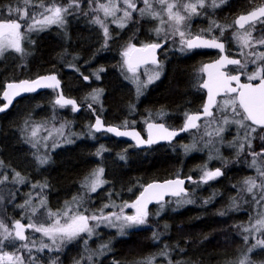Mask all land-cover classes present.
<instances>
[{
    "label": "trees",
    "instance_id": "1",
    "mask_svg": "<svg viewBox=\"0 0 264 264\" xmlns=\"http://www.w3.org/2000/svg\"><path fill=\"white\" fill-rule=\"evenodd\" d=\"M238 1L229 0L228 4ZM31 2L36 4L39 0H31ZM44 2L47 3L48 0ZM58 2L63 5L67 4L68 0H58ZM8 4L12 7H24L22 0H0V14L7 15L3 12V6ZM88 5L89 0H82L79 11L70 10L72 14L66 16V23L63 26L51 25L42 31L28 33L22 40V48L29 52L24 51L23 56L11 50L5 52L0 57V91L6 82L35 78L55 72L63 81V88L67 94L75 97L82 104L92 103L95 112L104 116L107 122L118 126L125 120L129 122V126H143L146 120L153 118L152 110L156 107L155 103H161V97L165 92L171 96L162 104H167L171 108L170 112L173 116L185 117V113L195 109L193 108L197 102L194 92V72L197 70L195 51L182 53L179 43L169 38L161 51L159 63L163 66L162 71L169 72L171 85L165 84V88L162 87L163 89L152 93L151 84H148L138 96L137 84L132 79L126 78L131 77L132 74L127 71L126 66L122 67L124 59L121 51L129 41H132L134 45L160 42L150 30L157 20L148 17L140 18L139 14L134 12L133 21L129 22L131 27L120 28L117 24L111 23L112 18H108L110 38L107 46L102 48L105 37L99 25L92 23L96 13L92 12ZM143 6L142 3H138V7ZM153 6L159 8L156 4ZM92 7H95V3ZM28 11L31 14L32 8L29 7ZM84 12L88 15L82 14ZM100 15L103 17L102 14ZM201 17L205 21V29L209 28L210 21L219 22L218 19L223 23L228 21L223 16L222 19L216 11L206 5L201 15L192 18L193 25L190 31L193 35L201 30L197 27L201 24ZM146 67L158 69L157 65ZM100 68L104 71L99 72L100 78L97 79L94 73ZM83 76H88L89 79L84 80ZM141 76L143 78L140 80L145 81L148 78L147 74ZM93 89L103 90L99 103L85 99ZM54 97L55 93L52 91L27 95L18 99L10 110L0 114V150L7 146L6 141L11 139L9 135L12 134L14 137L11 148L20 158H7L0 154V161L3 162L0 173L7 174L11 181L13 170L23 171L22 174L29 182L35 173L39 175L40 171L43 172V182L48 185L43 192L48 198L47 207L51 210L61 208L65 201L76 196L82 197V209L83 207L88 209V212H85L86 215L97 212L102 206L94 205L92 194L85 191L82 184L84 178L99 166L104 167L107 181L102 191L107 190L110 194L108 202L115 205L120 204L121 201L130 200L146 183L153 180L191 176L192 181H196V183H189V186L193 185L190 198L194 201L193 203L176 204L172 199H179V197H170L164 201L168 203V206L162 210L166 217L173 220L172 224L170 222L173 225L172 229L170 226L164 227L165 224L159 223L152 217L147 226L126 230L125 235H118L115 231H111L99 240L101 243L108 242L106 243L108 251L97 258L93 264H133L149 256L156 257L155 264H168L169 259L173 264L176 262L180 264L232 263V256L237 253L236 251L243 243L236 230H234V237L229 238L228 223L236 226L242 216L238 213L236 217L231 216L232 214L219 217L216 212L222 211L230 204L229 201L234 198L232 194L235 193L237 196L240 193L237 187L243 183L246 176V172L241 167H235V163L230 166L229 162L226 165L222 162L218 163V166H223L225 169L224 180H219L217 182L219 185L214 188H205V185L202 186L199 182L201 169L203 166L209 167L215 159L209 156L199 158L198 153H186L183 150L184 146L179 143L167 145V149L155 147L150 153L138 151L136 155L124 158L122 161L118 158L119 153L115 148H104L106 145H103L101 134L94 133L92 137L89 133L88 126L94 119L92 111L86 110L80 114H72L69 117L71 120L63 123L62 120L68 117L59 112L60 107L53 105ZM2 104L3 101L0 98V105ZM133 105L134 111L130 107ZM41 112L42 115H40ZM44 119L53 120L50 123L55 122L58 128L65 125L62 138L58 140L59 148L51 154L47 153L49 161L46 167L39 165L36 161L35 157L38 154L36 146L41 143L38 141L39 138L32 137L29 132L30 125ZM132 121H135V124H132ZM169 124L175 127L173 123ZM113 140L119 142L118 139ZM33 143L36 144L35 147ZM53 143L54 140L47 142L51 147ZM101 146L104 150L102 155L97 156L96 152ZM223 146L219 147L217 154L227 160H234L236 154L227 150L226 145L223 144ZM224 151L228 153L224 155ZM236 160L240 161V159ZM230 171L232 173L228 174ZM222 183L225 184L222 185ZM10 184L7 186L12 192L18 190L17 185ZM229 187L235 189L234 193L228 191ZM237 192L239 193L236 195ZM15 194V199L10 201L7 192L5 193L3 207L0 210V219H4L8 224L12 219L19 217L20 213L21 216L24 215V210L15 207L22 204L19 199L23 202L28 199L23 193L19 196L17 192ZM127 194L130 196H126ZM212 196L216 197L213 199L216 201L213 204L208 199ZM16 200L17 204H13ZM205 201L208 202L205 203ZM157 205L154 208L159 207ZM242 206L249 215L253 211L252 205L242 204ZM14 210L16 214L13 213ZM114 211L119 212L120 207ZM9 227H11L10 224ZM216 230L223 240L220 241L217 238V233H214ZM153 232L160 234L158 240L152 238ZM227 238H229L228 242ZM165 246L169 251L168 260L158 255ZM12 248L7 242L5 243V249ZM186 252L188 256H185ZM54 253L52 256L55 257L57 264H75L81 257L85 258L83 264L89 263L86 259L88 252H83L73 244L69 249L62 248L61 251ZM263 258L264 250H259L256 259ZM36 263L44 264V262H33V264Z\"/></svg>",
    "mask_w": 264,
    "mask_h": 264
},
{
    "label": "snow or ice",
    "instance_id": "2",
    "mask_svg": "<svg viewBox=\"0 0 264 264\" xmlns=\"http://www.w3.org/2000/svg\"><path fill=\"white\" fill-rule=\"evenodd\" d=\"M22 3L24 7H12L11 4L3 6V12L7 15L0 14V57L10 50L23 56L24 49L21 46V41L28 33L42 31L51 25L63 26L66 23V16L72 14L70 10L79 11L82 0H68V3L63 5L58 0H48L47 3L44 0H39V3L36 4H33L31 0H22ZM93 3H95V7H92ZM138 3H142L144 6L138 7ZM224 3H226V0H105V2H101V0H89L88 6L90 10L96 13L92 23L100 26L105 37L102 48L107 46L108 39L110 38L108 24L106 23L109 17L112 18L111 23L117 24L120 28H124L128 22L133 21L134 12L138 13L140 18L148 17L159 21V26L153 31L157 37L161 38V43L143 44L140 48L129 44L122 54L125 58L122 67L126 66L127 71L132 73L131 77L126 78L132 79L137 84L136 91L138 96L142 94V90L148 84L159 79L161 75L163 66L157 61L155 52L157 49L162 48L163 44L167 43L169 33L173 37H180V51L182 53L201 48L218 49L223 53L225 45L221 42L220 38L224 36V32L227 29L231 28L232 34L230 38L239 45V55L241 57V59H234L227 55H221L215 62L202 66L200 71L207 74V80L200 87L207 89V101L202 106L200 112L193 114L185 113V123L178 131L169 130L163 123L145 121L148 135V138L145 140L134 129L121 130V128H129L127 120L123 121L120 126L106 127L99 116H97L95 123L88 126L89 133L94 136L96 132L106 131L119 137H133L137 145H152L160 140L171 141L179 132L200 127L197 122L202 117L206 122L208 118H212L215 121L213 108H216L221 113V116L217 127L214 129L215 135L223 140L222 133H224L229 125L234 124L237 126L238 131L236 137L229 142V147L236 149L237 156L245 151V145L251 149L252 140L255 138L253 134L258 129L264 130V51H260L258 48V46H264V32H261L256 37L253 36L256 25H264V4L255 7L246 14L239 15L230 25H221L215 21H210L208 29H201L195 35L191 33L190 21L193 16L201 15L206 5L215 9ZM154 4L159 6V11L154 8ZM29 7L32 8L31 14L28 11ZM100 13L103 14V19ZM118 13H122V15L118 16ZM82 14L88 15L87 12ZM164 25L168 26L167 29H165ZM22 28L24 29L23 32L21 31ZM215 29H219L220 37L212 36L211 39L206 38ZM133 51L145 53L146 56L133 58L130 55ZM149 58L154 65H157L159 70L149 75L147 80L140 81L138 76H136L137 70L140 64L147 63ZM249 64L254 66L251 73L248 72ZM228 65L235 66V71L238 74L232 75L224 71L223 69H226ZM102 71L104 69L100 68L94 73L97 79L100 78L99 72ZM241 74L245 76L248 81L247 83H241ZM83 79L88 80L89 77L83 76ZM255 80L259 82L252 83ZM233 83H235V86H233ZM41 88L57 90L56 99L53 101L54 106L61 108L71 106L73 111L79 110L76 100L66 98L63 92L59 90L60 81L57 76L49 74L37 76L34 80L7 83L6 87L0 92V98L6 101L0 105V112L5 111L12 104L14 98L20 96L22 93L35 92ZM102 92V89H93L85 99L99 103ZM221 94L223 96L218 101L217 97L221 96ZM87 107L92 109V103H88ZM130 107L132 111L135 110L134 105ZM156 115L162 118L166 113L161 110ZM131 123L135 124V121ZM41 127L42 125L33 126L31 136L36 137ZM64 127L65 125H61V128L57 131L62 132ZM206 135L212 136L213 133L206 132ZM259 139L264 140V135H260ZM208 143H211V141ZM35 146V143H33V147ZM56 146V143L52 144L53 148ZM193 148H195V144L184 146L185 152ZM103 150V146H101L97 150L96 155H102ZM251 155L253 159L250 166L256 168L257 176L245 178L242 191L252 194L253 201L256 204H261L264 201V167L258 165L257 158L264 156V146L261 147L260 152H251ZM35 158L39 165L47 164L49 159L48 156H36ZM120 158L124 159L125 157L121 155ZM0 166H3L2 161H0ZM103 174L104 169L102 167L93 169L84 178L82 187L85 191L89 193L96 192L98 188L107 183L103 179ZM222 175L223 172L220 168L209 170L207 166H203L199 182L207 183ZM187 179L196 183V181H192L191 176L187 177ZM9 182L14 185H21L28 181L24 175L15 170H13L11 181H9L7 174L0 173V185H5ZM184 183L185 181L177 176L176 179L165 181L163 184H149L135 201L131 204L125 202L120 207L119 212L105 214L104 209L109 207V205L105 204L97 212L89 215H85L88 209H82V197L76 196L71 201H65L62 209L53 212L47 207V197L42 194V190L48 187L47 183H33L31 184L32 189H41V191L36 192V197L39 198L37 203H32V194L28 193V199H25L22 204L15 205V207L24 210V215L20 219L12 220L11 227H9L8 223H5L4 219H0V264H33L36 261V257L32 255L33 249H36L38 252H44L45 249L59 252L66 243L77 239L81 234H87L91 237L95 229L101 224L117 228L120 235H125L126 229L148 223V204L152 203L153 200L160 203L168 192H171L176 197L187 195V190L183 187ZM0 191H6L10 201L15 199V193L10 189H0ZM257 196H259V199L256 198ZM4 199V195H0V210H2ZM232 200L233 202L229 207H237L235 198H232ZM182 202L193 203L194 201L191 199L185 201L178 200L177 204ZM207 202L205 201V203ZM124 207L133 208L135 212L132 215H127L123 211ZM162 209L163 204H161ZM38 213L39 216L37 215ZM220 214L223 215L224 213ZM25 217L28 220L27 223L22 222ZM259 217L249 227H245L244 232L257 233L261 238L256 239L248 247L247 253L236 261L235 264H253L249 254L254 249H264V213H260ZM90 221L95 223L90 224ZM28 230H31L33 233H40L42 238L49 240V243H44L43 239H41L39 245H37L36 240L26 235ZM159 235V233L153 232L152 238L158 240ZM243 239L247 242L249 236L245 235ZM6 242L13 247L14 250L12 252L5 249ZM85 244H87V241H85ZM107 247V245H101V251ZM85 250L88 251L87 249ZM158 255L169 256L167 246ZM86 259L87 261H91L93 256L89 254ZM155 259V256H149L137 260L133 264H155ZM84 260L85 258L81 257L75 264H83ZM50 264H57V261L52 260ZM168 264H173L171 259H169ZM176 264H180V262H176Z\"/></svg>",
    "mask_w": 264,
    "mask_h": 264
},
{
    "label": "flooded vegetation",
    "instance_id": "3",
    "mask_svg": "<svg viewBox=\"0 0 264 264\" xmlns=\"http://www.w3.org/2000/svg\"><path fill=\"white\" fill-rule=\"evenodd\" d=\"M228 1L229 0H226V3L220 5L218 8L213 9L214 11H216V13L219 16H221V18L223 16V18L228 19V21L225 22V23H223V21H221L220 19H218L219 22H216L218 24H221V25H230V24H232V22L239 15L246 14L247 12L253 10L255 7H259L260 5L264 4V0H239L238 2H232V3H229V4H228ZM200 23H201L200 26L197 25V27L199 29L206 30L204 28L205 27L204 26L205 21H204L203 17H201V22ZM261 32H264V25L257 24L255 30L253 31V36L256 37V36L260 35ZM231 34H232V29L229 28V29H227L224 32V36L220 38L221 41L224 42L225 52H226V54L229 57L241 59V57L239 55V45H237L230 38L231 37ZM212 36L220 37L219 29H215L212 33L208 34L206 38L211 39ZM154 43H159V42H154ZM165 44H163V47L160 50V58H161V51L164 49ZM258 48H259L260 51H264V46H258ZM192 51H195V53H196V61H197L196 62L197 63V70L194 72V75H195V80H194L195 89H194V92H195V95H196V98L195 99L197 100V102H196L195 107H193L195 109L194 110H191L189 112V114H192V113H195V112H200L202 110V106L206 102V98H207L206 90L203 89L202 87H200V85L205 81V78H206V74L205 73H202L200 71L201 68H202V66L204 64L209 63V62L215 61L222 54L218 49H209V48L194 49ZM150 65H154V64H150ZM146 66H148V65H146ZM146 66H142V67L138 68V70L139 69H142V68H144ZM253 67H254L253 65L249 64V66H248V72L249 73L252 72ZM224 71H227V72H229V74H232V75L238 74L235 71V66H233V65H228L227 68L224 69ZM142 75H144V73ZM142 78H143V76H141V79ZM241 82H248L246 80L245 76L242 75V74H241ZM258 82H259L258 80L252 81V83H258ZM62 83H63V81H62ZM169 83H170V80H169V72L162 71L159 79H156L152 83H150L151 84V88H150L151 89V92L152 93H155L157 90L158 91L161 90L162 87L165 88L166 87L165 84L171 85V83L170 84ZM158 84H159V86H158ZM233 86H235V83H233ZM4 87H5V85H4ZM165 90H167V89H165ZM47 91H52V92L55 93V97H54V100H55L56 99V96H57V91L54 90V89H46V90H43V91L38 92V93H35V94H40V93L47 92ZM63 91H64V94L65 95H67L69 97H72V98H75V97L70 96L69 94H67L66 91L64 90V88H63ZM30 95H33V94H30ZM170 96L171 95H169V93H167V92L163 93V95L161 97L162 100H160L161 103H159V104L158 103H155V106L156 107H154L153 110H152V114H153L152 117L153 118L152 119H148L146 121H148V122H150V121L162 122L166 126H168L170 128H174V129H177V128H180V127L183 126V124L185 123V117L183 115H179L177 117L176 116H173L172 115V112H170L171 108L169 106H167V104L166 105L165 104H162V102L163 101H166L167 99H169ZM222 96L223 95L219 96L218 101L222 98ZM77 101H78L79 104H81V105L84 106V108L79 113H75L72 110L71 106L64 107V108H61L60 107L61 110H59V112L63 113L62 115H66L68 117V118H65V120H62L63 123L69 122L71 120L69 117L72 114H80L81 112H84L86 110L92 111L93 116H94L95 110L93 111L92 109H89L87 107V104L88 103L87 104H82V103H80L79 100H77ZM153 101H155V100H153ZM161 110L166 113V115L163 116L162 118L161 117H158L156 115V113L159 112V111H161ZM95 113L98 114L97 112H95ZM213 114H214V117H215V121H213L212 118H208V120L206 122L205 119L202 118L200 120V122H199L200 127L183 133L182 135H180L179 137H177L174 142H172V143H158V144H155V145L146 147V148H139L134 142H132L130 140H127L125 138H117V137H114V136L110 135L107 132H96V133L102 135L103 142H104L103 145H106V147L104 146L105 149H108V148L111 147V148H115L118 151V153H119L118 158L119 159H121L120 158L121 155H123L125 158H130V156L136 155V153L138 151L139 152H142V153L143 152L150 153L155 147H164L165 149H167V147H166L167 145H171V144H174V143H179V144H182L183 146L195 144V148H193V150L192 151H189V152H191V153L192 152L193 153H198L199 154V158H206L208 156L212 158V157H214L215 154H217L219 152L218 149H219L221 143H225V142L232 141L236 137L237 131H238L236 125H234V124L229 125L225 129L224 133H222L223 140H221V138L220 137H217L215 135V133H214V129L217 127V123L219 122V118L221 116V113L218 112L216 108H214L213 109ZM98 115H100V114H98ZM102 117L104 118L106 124L116 125L114 123L107 122L106 119H105V117L104 116H102ZM93 122H94V119H93ZM93 122H92V124H93ZM170 122L173 123L175 125V127H172L169 124ZM116 126H118V125H116ZM129 127H136V128H138L139 131L142 133V135L144 137H146V131H145L146 122H145V124L143 126L142 125L141 126L139 125V126H129ZM206 132L213 133V135L212 136H208V135H206ZM241 134H242V130H241ZM256 134H257L256 136L253 134L254 137H255L254 140L256 139V137L259 138L260 135H264V130L258 129L257 132H256ZM113 139H118L119 142L117 140H113ZM209 141H211V143H208ZM256 141H257V139H256ZM261 141H262L261 144H259V143L255 144L256 143L255 142L254 143L255 145L252 146L251 149H249L248 146L245 145V151L240 154L241 157H247V158L253 159V157L251 155V152H260L261 147L264 146V140H261ZM252 145H253V140H252ZM233 149H235V148H233ZM231 152L235 154L236 153V150H235V152H233V151H231ZM227 153L228 152L224 151V155L227 154ZM258 159H260L261 163L264 164L263 156L258 157ZM121 160L123 161V159H121ZM217 164H218L217 162H213L207 168L209 170H215L216 168H220L222 170V172H223V175L220 176V177H217L214 180H210L207 183L201 182V185L202 186L205 185V188H207V187L214 188L217 185H219V183H217L219 180H224V178H225V171L224 170L225 169H224L223 166L221 167V166H218ZM233 169H234V167H233ZM21 172L23 173V171H21ZM231 173H232V171H230L228 174H231ZM190 182L191 181H188V185H187L188 191H187V194L190 191L192 192L193 185H190L189 186V183ZM223 184H225V183H222V185ZM102 188L103 187L98 188L96 192H92L91 194L92 195H95L98 191H102ZM228 191H230L231 193H234L233 191H235V189L229 187V190ZM221 194H222V192H221ZM232 195L235 196V193L232 194ZM209 201L212 204L216 202L215 200H209ZM155 205H153V206H151L149 208V210H148L149 213L151 212V210L154 208ZM228 214H232L231 216L236 217V214L235 213H228ZM247 215H249V214L247 213ZM228 216H230V215H228ZM231 219H233V218H231ZM231 219H229V220L231 221ZM228 224H229V226L227 228V234L229 236H231V237H234V230L236 229V226L234 224H232V223H228ZM188 255L189 254L186 252L185 256H188ZM112 264H114V263H112Z\"/></svg>",
    "mask_w": 264,
    "mask_h": 264
},
{
    "label": "rangeland",
    "instance_id": "4",
    "mask_svg": "<svg viewBox=\"0 0 264 264\" xmlns=\"http://www.w3.org/2000/svg\"><path fill=\"white\" fill-rule=\"evenodd\" d=\"M121 6L123 7V5H121ZM154 8H155V6H154ZM156 9L158 11L160 10L159 8H156ZM100 14H102V13H100ZM117 15L118 16L119 15H122V13H118ZM101 18L103 19V17H101ZM110 18L111 17H109V19ZM165 19H166V17H165ZM106 23L109 26V22L106 21ZM192 25H193V20L191 19V21H190V28H191ZM126 26H129V28L131 27V25H129V22L126 24ZM153 26H154V28H153ZM153 26L150 28V30L152 31V34L154 36H156V38L160 41L159 43H161V38L160 37H157L156 33L153 31L156 27L159 26V21H156V23ZM164 27H165V29H167L168 26L167 25H164ZM99 28H100V26H99ZM182 30H184V29H182ZM21 31H22V29H21ZM169 35H170L169 38H170L171 41H173V42L176 41L180 45V37L179 36H174L173 37L170 33H169ZM129 44H133L134 45V43L132 41H129L128 43H126L123 46V48H122L121 54H123L124 50L126 49V47ZM21 46H22V41H21ZM135 46H138V45H135ZM140 46H142V45H140ZM24 51L26 53L29 52L28 50L26 51L25 49H24ZM123 59H125L124 56H123ZM157 70H159V69L144 67L142 69L137 70L136 76H138V78L140 80L141 79V75L143 73L144 74H147L149 76V75H152ZM146 80H147V78H146ZM140 81H144V80H140ZM136 89H137V87H136ZM40 115H42V112L40 113ZM51 121H53V120L49 119V121H48L47 119H44V120L35 122L32 125H30V131H29L30 134H31V131H32L33 126H35V125H42V127L40 128V130H39V132H38V134L36 136L37 138H39L38 141L41 143V145L36 146V149L38 151L37 156H48L47 153H50L51 154V153H53L54 150H56V149L59 148L58 140H60L62 138V135L64 133L63 130H65V129L63 128L62 129V132L57 131L58 129H60V128H58V124H56L55 122L51 124L50 123ZM49 133H51V135H49ZM254 135L256 136L257 134L254 133ZM91 136L93 137L92 134H91ZM9 137L11 139L6 141L7 142V146L4 147L2 150H0V154L3 157H7V158H10V157L11 158H19V155H17L16 153H14L12 151V148H11L12 138L14 136L11 134V135H9ZM256 139H257V141H256ZM256 139L255 140L253 139V145L252 146H254L257 143H259V144L262 143V141L258 137H256ZM49 140H54V143H56L57 146L54 147V148L51 147V146H48L47 142ZM223 144L226 145L227 150L235 152L236 149H233V147H229V142L221 143L220 147H224ZM45 145H47V147H45ZM183 150H184V148H183ZM192 150L193 149H191L190 151H192ZM188 152H186V153H188ZM235 154L236 155H234V160H231V159H228L227 160L224 157H220V154H215L214 157H212V158H213V160L215 159L214 160L215 162H217V163L222 162L225 165L229 162L228 163L229 166L232 165L233 163H235V167H241L242 170L244 172H246L245 178H247V177H256L257 176L256 168L250 166L251 165V162H252V159L247 158V157H241V155L237 156V153H235ZM236 159H240V161H237ZM263 159H264V156H263ZM0 160H1V158H0ZM48 161H49V159H48ZM47 164H44L42 166L46 167ZM258 165L264 167V164L261 163L260 159H258ZM103 169H104V167H103ZM50 170H52V169H50ZM20 173L22 174V172H20ZM34 175L35 176L32 177V180L29 179V182H27L25 184L17 185L18 190H15L14 193L17 192V195L18 196L21 193H23V195H25L27 198H28V195L27 194L28 193H31L32 194V197H33L32 203L33 204H36L37 201H38V199H39L38 197H36V192L41 191V189H32L31 184L36 183V182L44 183L43 182V175H44V173L40 171L39 175L36 174V173ZM105 175L106 174H105V170H104L103 179L106 181V176ZM245 178L243 179V181L245 180ZM10 183L11 182H9L8 184H10ZM8 184L6 183L5 185H0V189H9L10 187L7 186ZM105 185H106V183L102 187H105ZM237 188L240 191V193L239 192L236 193V195L239 193L237 195L239 197L234 196V198L236 200L237 207H229L232 204V202H233V200H231V201H229L230 204L228 206H226L225 209H223L222 211L216 212L217 213L216 215H218L219 217H225L228 213H235V214L240 213L241 216H242L241 221H239V223H237L238 225L236 224V229L235 230L240 235L241 242L243 243V245L241 244L239 246L238 251H236L237 253L234 256H232V263L231 264H235L236 261H238L245 253H247L248 247H250L251 244L254 243L256 239L261 238L260 235L257 234V233H247V232H244V228L245 227H249L250 224L254 223L256 219L260 218L259 217V214L260 213H264V201H262L261 204H256L253 201V195L252 194L246 193V192L242 191L243 183H241V185H239ZM43 191H44V189L42 190V194L45 196V194H44ZM5 193H6V191H0V195H5ZM139 193H140V191H137V193L134 196H132L130 200H128V201H126V200L121 201V202H119L120 204H117V205H115V203L114 204H110L108 202V195H109V193H107V190L102 191L101 193H97L95 195H92L91 197L93 198L94 205L96 207H101L102 205H105V204L109 205L108 208H105L104 209V213L107 214L109 212H113L116 208L123 206L125 204V202H127L128 204H131L133 201L136 200V198L138 197ZM126 196H130V195L127 194ZM182 196H180L179 199L178 198L177 199L174 198L172 200H174V202L176 204H177V201L178 200H180V201L188 200V199L191 198V191H190V193L187 196H184V197H182ZM171 198H173V197H171ZM214 198L215 197L212 196V197H210L208 199L209 200H213ZM256 198L259 199V196H257ZM19 200L21 201V203H23V200L22 199H19ZM71 200L72 199H69L68 201H71ZM17 202L18 201L16 200L15 202H13V204H17ZM240 202L242 204H244V205H246V204L252 205L253 211L250 213V215H247V211H246L245 207L242 206V204ZM47 203H48V200H47ZM162 204H163V210H165V208H167V206H168V203L167 202H164ZM157 206H159V207L153 208L151 210V212L149 213L148 223L150 222L149 219L153 217L154 219H157L159 223L165 224V225H163L164 227L165 226H170V228L172 229L173 228V225H171V224H172V221L173 220L170 219V218H168V217H166V215L164 214L163 210H161V204L160 205H157ZM63 207H64V205H62V207L59 208V209H62ZM59 209H56V210L55 209H52V211L55 212V211H57ZM83 209H84V207H83ZM41 211H43V210H41ZM123 211L127 215H132L135 212V209L130 208V207H124ZM114 212H116V211H114ZM222 212L224 213L223 215L220 214ZM13 213L16 214V210H14ZM157 213H159V214L157 215ZM37 215L39 216V213ZM189 215L192 216L194 214H189ZM20 216H21V213H20L19 217L16 216L17 218H15V219H20L21 218ZM15 219H12V220H15ZM26 219L27 218H25L22 222L23 223H27L28 221ZM11 221L9 222L10 226H11ZM170 222H171V224H170ZM94 223L95 222L90 221V224H94ZM148 223L146 225L138 226V227H135V228H143V227L147 226ZM131 229H133V228H131ZM126 230H129V229H126ZM111 231H115V233H117L118 235H120L117 228L108 227V226H106L104 224H101L98 228L95 229V232H94V234L91 237H89L87 234H81L80 237H78L77 239L69 242V245H68V243H66L62 248L69 249L70 248V245L71 246H72V244L75 245V247H78L83 252H88V254H91L93 256V259L91 261H89V263H88V264H93V263H95V261L97 260V258H100L102 255H104L108 251L107 248L106 249H103L101 251V245H107L106 243H108V242H102L101 243V242H99V240L101 239L102 236L107 235ZM214 233H217V230ZM26 235H28L31 239L36 240L37 241V245H39L41 239H43V242L44 243H49V240L47 238H42V235L40 233H33L31 230H28L26 232ZM245 235H248L249 236V240L247 242H245L244 239H243V237ZM220 236L221 235L219 233H217V238L221 241L223 239H221ZM229 238H230V236H229ZM229 238L226 239L227 242L229 241L228 240ZM85 241H87V244H85ZM85 249H87L88 251H86ZM6 250L9 251V252H12L14 249L12 248L11 250L10 249H6ZM259 250L261 251V250H264V249L257 248V249H254L253 252L249 254L250 260L253 262V264H264V258L262 260L261 259H259V260L256 259L258 257V251ZM93 251H94V253H93ZM54 252H57V251L45 249L44 252H38V251H36V249H33L32 255H34L36 257V259H37L36 262H44V264H50V262L52 260H55V257L52 256ZM164 258L168 260L167 257H164Z\"/></svg>",
    "mask_w": 264,
    "mask_h": 264
},
{
    "label": "water",
    "instance_id": "5",
    "mask_svg": "<svg viewBox=\"0 0 264 264\" xmlns=\"http://www.w3.org/2000/svg\"><path fill=\"white\" fill-rule=\"evenodd\" d=\"M221 42H222V41H221ZM222 43H224V42H222ZM140 47H141L140 45L136 46V48H140ZM160 50H161V48H160V49H157L156 52H155V57H156V59H157L158 62L160 61ZM130 55H131L133 58L145 57V56H146L145 53H139V52H135V51L131 52ZM221 55H227L226 52H225V48H224V51H223V53H222ZM227 56H228V55H227ZM219 58H220V57H219ZM219 58H218V59H219ZM230 58H232V57H230ZM234 59H237V58H234ZM216 60H217V59H216ZM216 60H215V61H216ZM215 61L209 62V63H207V64L213 63V62H215ZM150 64H153V63L151 62V59L149 58V59L147 60V63H142V64H140L139 68L142 67V66L150 65ZM223 70H224V69H223ZM49 74H55V75L57 76V78H58L59 81H60V89H59V90H61V91L63 92V95H64L66 98H70V99H74V100H76L75 98L69 97V96H67V95L64 94V91H63V83H62V80H61V78L59 77L58 73L53 72V73L42 74V75H39V76H44V75H49ZM205 74H206V73H205ZM36 78H37V77H35V78H23V79H20V80H14V81H9V82H17V83H18L19 81H22V80H34V79H36ZM205 80H207V74H206V78H205ZM9 82H7V83H9ZM7 83H6V84H7ZM241 83H247V82H241ZM6 84H5V87H6ZM46 89H51V88H41V89H38V90L35 91V92H31V93H22L20 96L14 98L12 104H11V105H10L5 111L0 112V114H3V113H5V112H7L8 110H10V109L15 105V103L17 102V100L20 99L21 97H24V96H27V95H30V94H35V93L41 92V91L46 90ZM205 90H206V93H207V89H205ZM56 91H57V90H56ZM221 95H223V94H221ZM218 98H219V96L217 97V100H218ZM2 100H3V103L6 102L4 99H2ZM206 101H207V98H206ZM76 102H77V104L79 105V110L74 111V112H75V113H79V112L84 108V106L81 105V104H79L77 100H76ZM205 103H206V102H205ZM213 109H214V108H213ZM92 110H93V107H92ZM195 113H198V112H195ZM192 114H193V113H192ZM97 116H99V118L101 119V121L103 122V124H104L106 127H107V126H116V125L106 124L104 118H103L102 116H100V115H98V114H96V113L94 112V117L96 118ZM95 118H94V122H93V124L95 123ZM202 118H203V117H202ZM202 118H201V119H202ZM150 122H153V123H162V122H154V121H150ZM199 122H200V121H198L197 123L199 124ZM163 124H164V123H163ZM164 125H165V124H164ZM165 127L168 128L169 130H177V131L181 128V127H180V128L174 129V128H170V127H168V126H166V125H165ZM133 129H134L136 132H139V133H140V136H141L143 139L146 140V139L148 138L147 130H146V129H147V124H146V127H145L146 137H144V136L142 135V133L139 131V129L136 128V127H129L128 129L121 128V130H133ZM195 129H196V128H195ZM190 130H193V129H190ZM190 130H188V131H190ZM101 132H106V131H101ZM185 132H187V131L179 132V134H178L177 136L173 137V139H172L171 141L160 140V141H158L157 143H154V144H152V145H155V144H158V143H172V142H174V141L176 140L177 137H179L180 135H182V134L185 133ZM107 133H108V132H107ZM109 134L112 135V136H114V137H117V138H125V139H127V140H130V141L134 142V143L137 145L136 140H135L133 137H130V136H129V137H119V136H116V135L113 134V133H109ZM152 145H137V146H138L139 148H146V147H149V146H152ZM221 171H222V170H221ZM176 178H177V177H174V178H168V179H163V180H153V181H150V182L146 183V184L143 186V188L141 189L140 193H141V192L143 191V189L146 188L149 184H153V183L163 184L165 181H168V180H174V179H176ZM179 178L185 181L183 187L188 191V187H187V185H188V181H189V180H188L187 178H185V177H179ZM154 191H158V190H154ZM140 193H139V195H140ZM139 195H138V196H139ZM170 197H176V196H173V195L171 194V192H168L167 194L164 195L163 201L167 200V199L170 198ZM163 201H161V202H163ZM161 202H160V203H161ZM155 204H158L155 200H153L152 203H149V204H148V210H149V208H150L151 206H153V205H155Z\"/></svg>",
    "mask_w": 264,
    "mask_h": 264
}]
</instances>
